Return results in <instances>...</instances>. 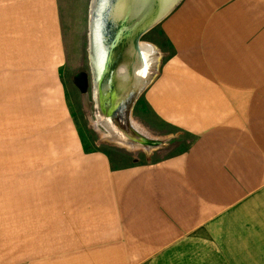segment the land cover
Returning a JSON list of instances; mask_svg holds the SVG:
<instances>
[{
	"label": "crops",
	"instance_id": "crops-1",
	"mask_svg": "<svg viewBox=\"0 0 264 264\" xmlns=\"http://www.w3.org/2000/svg\"><path fill=\"white\" fill-rule=\"evenodd\" d=\"M10 1L58 58L57 0ZM159 32L143 103L187 149L114 168L72 137L47 183L0 182V264H264V0H181Z\"/></svg>",
	"mask_w": 264,
	"mask_h": 264
},
{
	"label": "rangeland",
	"instance_id": "rangeland-1",
	"mask_svg": "<svg viewBox=\"0 0 264 264\" xmlns=\"http://www.w3.org/2000/svg\"><path fill=\"white\" fill-rule=\"evenodd\" d=\"M92 1L57 0L61 37L58 58L44 54L48 49L46 41L37 38L39 32L20 27L17 9H13L17 2H9V16L3 15V22L0 17V182L47 183L49 175L64 166L63 153L71 150L72 137L85 152L108 154L114 168L161 162L187 149L190 137L156 120L143 103V93L129 110V123L146 135L149 142L143 139L145 144L160 142L148 156L139 139L129 140L121 131L113 134L102 126L90 80ZM159 26L138 40L159 52L150 62L151 66L156 63L157 70L165 52ZM80 71L89 78L86 99L71 81ZM110 133L128 140L134 149L109 145L106 140L112 137ZM190 257L186 264H191ZM171 260L176 263V256Z\"/></svg>",
	"mask_w": 264,
	"mask_h": 264
},
{
	"label": "water",
	"instance_id": "water-1",
	"mask_svg": "<svg viewBox=\"0 0 264 264\" xmlns=\"http://www.w3.org/2000/svg\"><path fill=\"white\" fill-rule=\"evenodd\" d=\"M96 1L97 3L100 1L101 4L99 10L93 13L96 18L93 15L90 22L89 40H92L90 35H95L98 44L94 45L98 51V58H94L93 54L91 57L89 54V62L91 92L96 105L97 118L101 120L100 122L107 132L115 134L114 132L118 130L129 140L139 139L138 142L143 145L142 149L148 156L152 150L159 147L160 142L155 144L143 142V139L148 142L149 140L136 126L131 127L129 110L152 82L157 72V66L154 63L153 66L150 65L152 72L141 78L139 89L136 92H133L129 87L130 77V80L127 78L123 83L118 81V76L124 74L129 68L127 52L130 51V45L133 44L134 48L138 49L137 42L140 37L168 15L181 0H124L125 23H123L124 19L122 18V21L119 18V21L116 22L112 17L114 14L112 7L119 0ZM150 47H152V54L155 58L158 55L157 51L153 46ZM71 81L85 99L89 86L88 74L80 71L72 77ZM123 124L131 132L133 139L128 136ZM111 138L106 140L109 145L123 147L129 151L134 149V146L127 139V141L123 140L120 135L117 137L118 139L115 135H112Z\"/></svg>",
	"mask_w": 264,
	"mask_h": 264
},
{
	"label": "bare ground",
	"instance_id": "bare-ground-1",
	"mask_svg": "<svg viewBox=\"0 0 264 264\" xmlns=\"http://www.w3.org/2000/svg\"><path fill=\"white\" fill-rule=\"evenodd\" d=\"M100 4H101L100 1H98V3H97L96 0L92 1L91 9H90V14H91L90 15V22H91L92 16L94 15L93 13H96L97 10H99ZM112 8H113L112 11L114 12V14L112 15L113 19L116 22L119 21L118 20L119 18H120V21H122V19H124L123 23H125V20H126V8H125L124 0H119L118 3ZM94 18H96V15H94ZM162 20H160L157 24H160V22ZM152 28H154V26ZM151 29H149V30H151ZM91 38H92V40H89V54H90V56H91V54H93L94 58H98L97 57V52L98 51H97V48L94 45V44H98L96 42L95 35H93V36L90 35V39ZM150 46L151 45L140 44L139 42H137L138 49H135L133 44L130 45V47H131V48L129 47L130 51L127 52L128 53L127 55L129 57L128 58V60H129L128 67L129 68L124 74H120L118 76V81L119 82L122 81L123 83H124L125 79H127V78H128V80L131 79L129 87L133 90V92H136L139 89V86H140V83H141V78L143 76H145L146 74H149L150 72H152V69H150V62L154 58V54H152V47H150ZM154 49L157 51V49L155 47H154ZM157 54L159 55L158 51H157ZM154 64H156V63L154 62ZM157 64H158V62H157ZM129 77H130V79H129ZM98 97H99V95H98Z\"/></svg>",
	"mask_w": 264,
	"mask_h": 264
},
{
	"label": "flooded vegetation",
	"instance_id": "flooded-vegetation-1",
	"mask_svg": "<svg viewBox=\"0 0 264 264\" xmlns=\"http://www.w3.org/2000/svg\"><path fill=\"white\" fill-rule=\"evenodd\" d=\"M77 74V73H76ZM88 80H89V78H88ZM88 85H89V81H88ZM79 91V90H78ZM83 97V96H82ZM85 99H86V97H85Z\"/></svg>",
	"mask_w": 264,
	"mask_h": 264
}]
</instances>
